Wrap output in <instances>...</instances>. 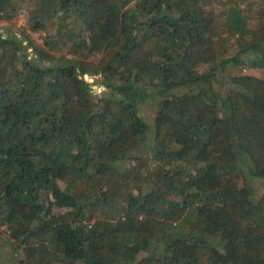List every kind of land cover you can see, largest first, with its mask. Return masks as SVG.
I'll use <instances>...</instances> for the list:
<instances>
[{
    "label": "trees",
    "instance_id": "1",
    "mask_svg": "<svg viewBox=\"0 0 264 264\" xmlns=\"http://www.w3.org/2000/svg\"><path fill=\"white\" fill-rule=\"evenodd\" d=\"M245 62L264 0H0V264H264Z\"/></svg>",
    "mask_w": 264,
    "mask_h": 264
},
{
    "label": "rangeland",
    "instance_id": "2",
    "mask_svg": "<svg viewBox=\"0 0 264 264\" xmlns=\"http://www.w3.org/2000/svg\"><path fill=\"white\" fill-rule=\"evenodd\" d=\"M24 12L20 11L17 16L14 18L15 21V27L14 28H19L22 23L24 22ZM8 28L7 27H3L2 30L6 31ZM18 30V29H16ZM14 31V30H13ZM39 40L41 41V38H39ZM29 50V48H28ZM226 73H230V72H234V73H254L260 76L264 77V65L263 66H253L251 65V62H245L243 64L240 65H233V66H229L226 68ZM88 80H92V78L88 75L86 77ZM93 88L95 90V92H99L100 88H98L96 85H93ZM138 115L143 118L146 122L150 123L153 119V115H154V107L151 104L150 98H147L143 103H140V105L138 106V110H137ZM126 164V163H125ZM252 183L255 185L256 190L261 191V184L264 183V179L262 177H253L252 178ZM3 253H5V249H2Z\"/></svg>",
    "mask_w": 264,
    "mask_h": 264
}]
</instances>
